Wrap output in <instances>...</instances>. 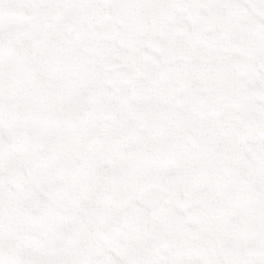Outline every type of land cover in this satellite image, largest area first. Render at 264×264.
<instances>
[{
	"label": "snow or ice",
	"instance_id": "6c2138e0",
	"mask_svg": "<svg viewBox=\"0 0 264 264\" xmlns=\"http://www.w3.org/2000/svg\"><path fill=\"white\" fill-rule=\"evenodd\" d=\"M0 264H264V0H0Z\"/></svg>",
	"mask_w": 264,
	"mask_h": 264
}]
</instances>
